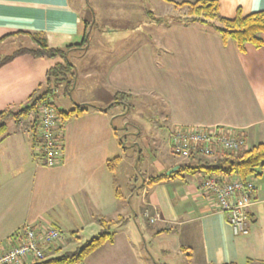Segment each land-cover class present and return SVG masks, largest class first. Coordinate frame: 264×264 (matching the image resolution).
Wrapping results in <instances>:
<instances>
[{"label":"crops","instance_id":"1","mask_svg":"<svg viewBox=\"0 0 264 264\" xmlns=\"http://www.w3.org/2000/svg\"><path fill=\"white\" fill-rule=\"evenodd\" d=\"M194 1L90 0L92 13L85 16L72 0H0V58L13 44L35 48L30 35L45 37L52 49H64L82 45L93 21L108 27L90 32L87 48L67 54L75 83L69 99L61 88L53 95L55 107L70 111L77 105L93 106L105 112L89 109L64 122L63 152L56 166H43L33 144L37 115L26 118L24 126L12 119L11 130L6 121L7 136L0 141V256L28 224L55 227L64 241V233L72 239L84 238L88 228L97 231L98 217H122L127 220L114 225V242L88 256L89 264L264 263V171L252 178L256 190L247 211L249 233L235 235L226 213L204 191V173L153 184L149 179L157 176H148L141 189L144 207L136 201L137 211L129 214L133 198L129 205L122 203L115 172L108 166L125 152L114 117L121 106L129 112L143 97L160 101L169 148L171 131L179 126L224 128L242 138L245 149L264 142V33L262 47L247 45L242 53L236 41L224 44L210 26L169 25L150 16L184 17L188 8L175 3ZM216 1L226 19L235 18L239 9L243 16L264 11V0ZM120 23L138 28L122 31ZM57 63L63 59L23 55L0 68V112L19 111L55 88L47 75ZM117 92L130 95L132 104L112 106ZM112 109L115 116L109 114ZM177 158L159 175L190 161Z\"/></svg>","mask_w":264,"mask_h":264},{"label":"trees","instance_id":"2","mask_svg":"<svg viewBox=\"0 0 264 264\" xmlns=\"http://www.w3.org/2000/svg\"><path fill=\"white\" fill-rule=\"evenodd\" d=\"M176 7H187L188 13L184 17L176 16L174 18L162 19L156 18L152 13L150 16L156 21L167 22L169 25L172 23H185V24H203L210 26L214 33L218 34L223 43L227 44L229 41L234 40L238 43L240 51L243 53L246 51L247 45H254L259 48L262 47L263 41L261 34L264 33V11L255 12L247 16H243L241 10L237 11L235 18L226 19L219 13V5L216 0H196L194 2H185L177 4ZM167 20V21H166ZM171 20V22H170ZM176 20V21H175ZM95 21L92 25L95 26ZM90 26L86 30V37L82 45H70L64 49H52L48 46L45 37H39L38 35H30L37 42L35 48L19 47L12 54L6 55L0 58V68L14 61L16 58L23 55H30L35 58H56L63 59V63H57L48 72V81L58 84L57 88H61L63 95L70 96L75 83V70L74 66L68 61V52L71 50L88 47L90 39ZM53 89V88H52ZM52 89H49L46 94L35 99L31 105L22 108L19 111H3L0 112V141L7 136L6 121L13 119L16 122H20L23 117L28 118L30 113L34 111V115L38 117V108L41 101L50 96ZM130 95L117 92L114 97V105H126L129 106ZM89 109L99 110L105 112L104 109L91 106H78L70 111H59L58 117L62 124L60 128H63V124L66 120L78 117ZM36 121V120H35ZM38 121V118H37ZM38 123V122H37ZM35 122L32 127L33 144L37 141ZM117 134V129L115 130ZM120 139V138H119ZM120 145H124L122 140H119ZM118 158L108 162L109 168L114 171V166L117 163ZM264 171V142H261L250 149H242L238 152H222L216 159L208 160L206 157L192 155L190 161L179 167L169 174L159 175L149 179V184L159 183L167 179H174L178 176L183 177L184 174L194 175L197 173H204L206 176L222 175L226 177H234L243 181L257 178ZM118 197L120 194L118 192ZM127 219L122 217L117 220L104 218H97L99 225L102 228V232L96 236H93L89 240L77 249L75 252H66L64 255L55 258H47L45 260L30 259L29 262L23 264H82L85 259L94 253L96 250L103 247L106 243L114 242V234L111 229L118 223H123ZM21 233H18L16 237H20ZM233 264V263H231ZM245 264H264L263 262H257L249 259Z\"/></svg>","mask_w":264,"mask_h":264},{"label":"built area","instance_id":"3","mask_svg":"<svg viewBox=\"0 0 264 264\" xmlns=\"http://www.w3.org/2000/svg\"><path fill=\"white\" fill-rule=\"evenodd\" d=\"M58 92L59 88H53L51 95L44 98L38 108L37 141L34 145L39 150L42 165L46 167L56 166L63 152L62 122L53 102V95ZM169 142L172 153L182 159H190L192 155L217 158L222 152L235 153L245 149L242 138L220 127L179 126L171 131ZM202 187L211 197L213 206L226 213L234 234H248L247 211L256 190L252 179L243 181L222 175H204ZM150 221L154 222L155 219L151 218ZM21 232L24 241L0 258V264H23L30 259L45 260L52 247L58 244L56 241L64 237L55 227L36 224L24 226Z\"/></svg>","mask_w":264,"mask_h":264},{"label":"rangeland","instance_id":"4","mask_svg":"<svg viewBox=\"0 0 264 264\" xmlns=\"http://www.w3.org/2000/svg\"><path fill=\"white\" fill-rule=\"evenodd\" d=\"M72 1L75 4V6H77V8L82 12L83 15L88 16L89 11L90 13H92V8L90 7L89 4L90 0H72ZM126 5L124 8H127ZM183 11H185L184 15H187L188 9L187 10L185 9ZM93 20L94 18L91 19V22ZM122 24L124 23H120V25H118L117 27L120 28V30L122 31L132 32L133 28H138V26L133 27L132 25H130L129 27L127 26L125 27V25ZM143 28L144 26H141V29ZM107 30L108 27L106 25L104 26H102L101 24L97 26L96 25L93 26L92 24L90 25V32L92 33L96 31L103 32ZM17 49L18 46L16 44H13L11 47L7 49L5 54L10 55ZM70 60H72V57H70ZM55 86L58 87V84L55 83ZM66 98L69 99L68 96H66ZM129 103L132 104L130 100ZM126 110H127L126 107L121 106L120 110H118V112L121 113L120 115H116L115 114L116 110L114 109L110 110L109 114L112 116L116 115L114 117V125L117 128V133L120 140L123 141L125 146L123 147V145H121L122 151L125 152L122 153V159L119 160V162H117L114 166L116 185L120 193L122 194V199H121L122 203H124L125 205H129V199L133 198L132 203H130V209H129V214H132L133 208L137 211V206L135 203L138 202L139 203L138 206L144 207L142 203L143 197L141 192L144 180L148 176H158L162 172L167 171L176 162V159L177 160L179 159L177 158L178 156L173 154L170 148L168 147L169 127L166 125V123L161 122L160 101L151 99V97H143L139 101L135 102L133 106L130 107L129 112ZM33 114L34 111L30 113L29 115L30 117L28 116L27 120L33 118ZM12 123H14L12 119L8 120L7 123L8 130H11ZM19 123L20 126H24L26 123V117H23ZM139 150L142 151H140L139 153ZM207 159L208 160L216 159V157L207 158ZM183 163L185 164L188 162L183 161ZM89 229L91 228H88L84 236L86 240H89L93 236H96L102 232L101 227H99L97 231H92ZM113 231H114V226L111 229V232ZM64 235H66L67 240L63 241L64 239L63 237L60 240L56 241V243H58V247H61V243L64 244L66 243V241L68 243L65 244L63 250L59 251L58 253H54L53 255L48 254V258L60 257L64 255L66 252H75L85 242L82 236L80 238L70 239L71 234L67 235L66 233H64ZM16 239L18 240L14 241L16 244L13 245L10 251L15 250V248L19 246L21 242L24 241V239L21 238V236ZM149 246L150 245H148V247ZM4 256L5 255L3 254L0 256V258ZM149 256L150 255H146L145 259L150 260L151 258ZM152 256H154V258H158L156 257V255L152 254ZM82 264H89V260H87L86 258ZM99 264H104V262H101Z\"/></svg>","mask_w":264,"mask_h":264}]
</instances>
